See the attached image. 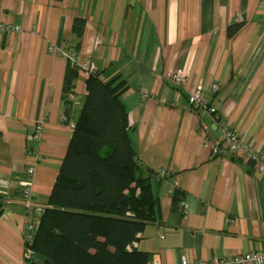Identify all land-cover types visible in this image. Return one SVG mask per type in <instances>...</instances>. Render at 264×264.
<instances>
[{
	"label": "crops",
	"instance_id": "obj_1",
	"mask_svg": "<svg viewBox=\"0 0 264 264\" xmlns=\"http://www.w3.org/2000/svg\"><path fill=\"white\" fill-rule=\"evenodd\" d=\"M75 16L86 20L80 54L103 80L121 75L128 84L122 100L139 159L165 176L152 184L156 218L136 247L154 264L264 247V173L212 154L226 126L264 159V0H0V23L20 27L0 31V264H29L27 168L35 199L47 203L86 93L79 73V104L65 112L64 51ZM234 23L243 25L229 37ZM176 70L185 84L170 79ZM199 84L219 121L193 109L189 93Z\"/></svg>",
	"mask_w": 264,
	"mask_h": 264
},
{
	"label": "trees",
	"instance_id": "obj_2",
	"mask_svg": "<svg viewBox=\"0 0 264 264\" xmlns=\"http://www.w3.org/2000/svg\"><path fill=\"white\" fill-rule=\"evenodd\" d=\"M85 24L84 17L73 18L75 40L65 46L68 53L80 51ZM242 25H228L227 36ZM78 75V66L67 58L62 86L66 113L75 104L71 96ZM84 83L86 93L47 206L39 216L29 213L35 228L25 240V250L32 253L27 260L39 264L31 257L40 254L50 264H154L135 243L146 223L156 218L158 196L152 184L165 176L144 165L132 143L122 100L126 80L121 75L103 80L96 69ZM245 166L250 172L256 169L254 160ZM171 197L177 209L182 193L175 185ZM4 210L0 196V215Z\"/></svg>",
	"mask_w": 264,
	"mask_h": 264
},
{
	"label": "built area",
	"instance_id": "obj_3",
	"mask_svg": "<svg viewBox=\"0 0 264 264\" xmlns=\"http://www.w3.org/2000/svg\"><path fill=\"white\" fill-rule=\"evenodd\" d=\"M19 25H10L0 23V31L2 32H15L19 31ZM64 55L73 61L79 68V73L87 76L96 70V66L94 61L86 59L80 51L77 54H70L67 51H64ZM170 79L176 85H183L187 81V75L183 70L171 71L168 73ZM217 86L214 85V89L217 90ZM75 104H79L76 95H72ZM190 101L193 105H197L198 109L202 113H206L210 115L212 120H216L218 117L217 110L214 106L209 104L208 99L206 98L201 85H197L193 89L190 90L189 93ZM199 129L201 133H204L205 127L200 126ZM41 124H37L35 126V133L33 137L38 139L40 136ZM225 153L232 155L233 157L247 162L249 160H254L256 163L257 170H260L264 173V159H261L259 155H257L248 144H246L240 137L236 131L231 130L229 127H223V135L221 140L218 143H213L212 145V154L215 156H220ZM34 173V167L29 166L27 168V174L24 179V185L21 191V201L23 205L26 207L28 213H32L35 216H39L43 210L46 208V203H41L37 201L34 197L31 181ZM171 192V189H170ZM184 203L183 201L181 202ZM35 228V224L33 222H29L28 229L30 232L27 233V239L31 237V231ZM27 257L31 256L32 253L29 250H26ZM180 264H264V247H260L257 249L249 250L242 252L240 254L226 256V257H214L207 261H190L187 259H182Z\"/></svg>",
	"mask_w": 264,
	"mask_h": 264
},
{
	"label": "water",
	"instance_id": "obj_4",
	"mask_svg": "<svg viewBox=\"0 0 264 264\" xmlns=\"http://www.w3.org/2000/svg\"><path fill=\"white\" fill-rule=\"evenodd\" d=\"M31 259L33 261H37L39 262V264H50V261L46 258H44L42 255L40 254H34Z\"/></svg>",
	"mask_w": 264,
	"mask_h": 264
},
{
	"label": "bare ground",
	"instance_id": "obj_5",
	"mask_svg": "<svg viewBox=\"0 0 264 264\" xmlns=\"http://www.w3.org/2000/svg\"><path fill=\"white\" fill-rule=\"evenodd\" d=\"M217 121H219V120H217ZM216 123V122H215ZM224 124V123H223ZM231 128V127H230ZM233 129V128H232ZM235 131V130H234Z\"/></svg>",
	"mask_w": 264,
	"mask_h": 264
},
{
	"label": "rangeland",
	"instance_id": "obj_6",
	"mask_svg": "<svg viewBox=\"0 0 264 264\" xmlns=\"http://www.w3.org/2000/svg\"><path fill=\"white\" fill-rule=\"evenodd\" d=\"M81 100V99H80Z\"/></svg>",
	"mask_w": 264,
	"mask_h": 264
}]
</instances>
